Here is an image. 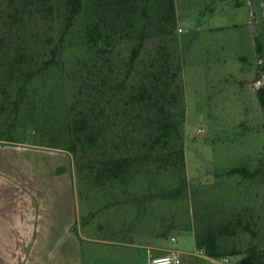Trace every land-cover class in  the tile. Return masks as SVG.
Returning a JSON list of instances; mask_svg holds the SVG:
<instances>
[{
  "label": "rangeland",
  "instance_id": "374dc122",
  "mask_svg": "<svg viewBox=\"0 0 264 264\" xmlns=\"http://www.w3.org/2000/svg\"><path fill=\"white\" fill-rule=\"evenodd\" d=\"M105 1L84 0L65 42L63 65L51 79H36L28 94L19 95L17 89H10V99H21L16 114L12 113L11 102L1 112L6 92L0 88V144L9 145L0 147V159L10 163L12 210L20 206L16 188L21 170L26 169L22 161L28 157L24 155L27 152L19 153L12 147L44 145L59 153L61 172L66 170L62 162L69 160L75 182L77 220L69 233L64 227V213L66 205L70 202L74 207V203L72 196L69 199L61 192L62 219L57 233L60 246L56 252L61 264L63 256L81 262L89 241L139 244L160 255L178 250L184 264H236L242 256L211 258L205 252L196 255L192 220L189 228L174 229L162 237L156 234V230L166 228L162 227L164 221L154 220V215L169 219L180 214L181 218L190 203L188 192L177 202L169 198L153 200L145 206L134 204L136 198L177 189L178 177L173 172L149 173L147 166H137L141 173L135 176L105 184L96 181L98 169L126 155L143 139L147 129L132 108L127 114L120 109L116 116H110L109 106L104 101L98 104L93 95L102 68L107 70L111 64L118 81L124 78L132 50L138 46L141 33H145L144 47L127 88L137 83L147 59L159 51L165 54L173 65V88L167 95L178 101L172 110L184 129L189 183L199 187L198 194L205 193L207 200H214L218 211L238 200L237 206L245 211L256 231L255 240L264 246V108L258 94L264 86V55L257 52L258 43L264 46V0H174V15L168 8L169 0H134L131 14L120 19L117 13L107 12ZM8 3L9 0H0V9ZM53 4L58 18L53 35L58 40L67 0H53ZM96 20L112 37L109 44H102L106 52L84 45L87 25ZM92 107L99 113L105 108L94 128L101 129L103 135L95 148L80 143L74 154L72 123L92 112ZM241 164L262 172L251 180L228 176L229 169ZM16 223L13 221V233ZM240 240L248 242L251 236L239 235L231 244Z\"/></svg>",
  "mask_w": 264,
  "mask_h": 264
},
{
  "label": "trees",
  "instance_id": "16d2710c",
  "mask_svg": "<svg viewBox=\"0 0 264 264\" xmlns=\"http://www.w3.org/2000/svg\"><path fill=\"white\" fill-rule=\"evenodd\" d=\"M104 4L107 12L117 13L116 17L120 19L127 13L131 14L134 0H106ZM83 5L84 0H67L66 18L60 28L58 40L53 35L58 20L53 0H9V3L0 9V88L6 92L1 99V112L6 111V103L10 102L13 114L20 108V98L10 99L11 88L17 89L19 95L28 94L36 79H51L55 72L61 69L65 42L80 16ZM168 8L174 15V0H169ZM170 18L175 19L174 16ZM129 23L131 24L130 20ZM128 36H131L130 33ZM145 36V33H141L140 42L132 50L124 70L125 76L121 81H118V73L111 64L107 70L102 68L101 73L97 74L93 96L98 104L104 101L112 112L110 116H116L120 109L127 114L132 108L147 130L143 139L138 141L134 148H129L126 155L114 158L100 167L96 181L105 184L135 176L136 173H141L137 166H147L149 173L173 172L178 177L177 189L160 195H145L143 199L139 197L134 200V204L139 206H145L147 202L157 199L166 201L170 198L177 202L184 199L185 192H188L190 203L186 205L185 215L183 213L181 218L180 214L179 217L173 215L174 218L169 219L154 215V220L164 221L162 227L166 228V231L156 230V234L162 237L171 230L189 228V220H192L195 225L196 247L203 250L207 256H242L236 264H264V246L255 240L256 231L251 221L247 220L245 211L237 206L239 201L234 199L230 206L226 204V207L218 211L215 201L207 200L205 193L198 194L199 187H193L188 181L184 129L182 121L174 116L172 110L178 106V101L171 100L167 95L173 88L170 82L173 65L164 57L165 54L159 51L157 55L147 59L137 83H132L131 88H127L133 69L140 59ZM111 38V34L104 31L101 21L96 20L87 25V40L84 45H88L89 49L106 52L107 48H102V44H109ZM257 52L260 56L264 55L263 44L258 43ZM258 94L264 108V86L259 88ZM92 108V112L82 114L72 123L71 132L75 141L71 151L74 154L78 153L80 143L95 148L103 135L101 129L94 128L105 108H101V113ZM261 172L260 169H251L248 164H241L232 167L227 173L228 176H241L251 180L258 178ZM187 216H190V219H187ZM245 234H250L251 240L234 241L231 244L235 237Z\"/></svg>",
  "mask_w": 264,
  "mask_h": 264
},
{
  "label": "crops",
  "instance_id": "0c3cea01",
  "mask_svg": "<svg viewBox=\"0 0 264 264\" xmlns=\"http://www.w3.org/2000/svg\"><path fill=\"white\" fill-rule=\"evenodd\" d=\"M7 146L9 145L0 144L1 148ZM20 146L12 148L19 153L27 152L24 155L28 157H24L22 161L26 169L24 172L21 170L16 188L20 206L14 212L10 200V163L0 159V263L61 264L60 256L56 252L60 246L57 233L62 219V191L66 193L67 198L72 196L74 203L72 207L69 202L64 213L67 222L64 227L68 233L77 220L75 182L69 168V160L68 163L62 162L66 170L61 172L59 153L44 145H37V148H27L23 144ZM13 221L17 222L14 233ZM83 252L81 262L79 259L71 261L67 256H63L64 264H149L152 258L164 256L139 244L94 241H89Z\"/></svg>",
  "mask_w": 264,
  "mask_h": 264
},
{
  "label": "built area",
  "instance_id": "2783aa9c",
  "mask_svg": "<svg viewBox=\"0 0 264 264\" xmlns=\"http://www.w3.org/2000/svg\"><path fill=\"white\" fill-rule=\"evenodd\" d=\"M173 240L176 241V238H173ZM199 254H204V251L198 250L196 255ZM149 264H184V261L181 252L173 250L170 254L152 258Z\"/></svg>",
  "mask_w": 264,
  "mask_h": 264
}]
</instances>
